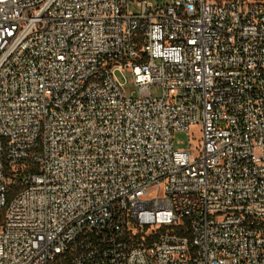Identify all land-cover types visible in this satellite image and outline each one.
<instances>
[{"label": "built area", "instance_id": "2783aa9c", "mask_svg": "<svg viewBox=\"0 0 264 264\" xmlns=\"http://www.w3.org/2000/svg\"><path fill=\"white\" fill-rule=\"evenodd\" d=\"M56 261L264 264V0H0V264Z\"/></svg>", "mask_w": 264, "mask_h": 264}, {"label": "rangeland", "instance_id": "374dc122", "mask_svg": "<svg viewBox=\"0 0 264 264\" xmlns=\"http://www.w3.org/2000/svg\"><path fill=\"white\" fill-rule=\"evenodd\" d=\"M156 4V0H149ZM124 92L129 95L133 90V86L128 84L123 88ZM200 138L199 128L197 125L191 126L188 131H177L173 134V146L176 149L190 150L194 145L197 144ZM192 155H195V150L191 151Z\"/></svg>", "mask_w": 264, "mask_h": 264}, {"label": "trees", "instance_id": "16d2710c", "mask_svg": "<svg viewBox=\"0 0 264 264\" xmlns=\"http://www.w3.org/2000/svg\"><path fill=\"white\" fill-rule=\"evenodd\" d=\"M54 264H60L58 261L54 262ZM61 264H67V261H61Z\"/></svg>", "mask_w": 264, "mask_h": 264}]
</instances>
